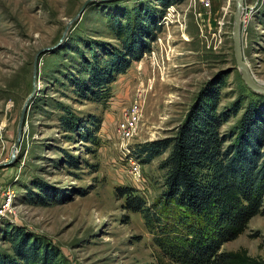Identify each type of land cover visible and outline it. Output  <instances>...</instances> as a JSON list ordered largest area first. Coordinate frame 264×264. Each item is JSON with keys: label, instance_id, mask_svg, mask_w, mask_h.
Returning a JSON list of instances; mask_svg holds the SVG:
<instances>
[{"label": "rangeland", "instance_id": "374dc122", "mask_svg": "<svg viewBox=\"0 0 264 264\" xmlns=\"http://www.w3.org/2000/svg\"><path fill=\"white\" fill-rule=\"evenodd\" d=\"M84 1L0 0V200L12 189L17 215L14 223L0 218V253L12 255L5 235L8 225H15L54 247L57 264H156L151 234L140 214L122 208L115 188L132 186L152 202L164 189L161 163L168 151L144 162L137 147L174 136L200 92L206 99L216 96L218 112L230 111L222 134L237 124L250 102L264 114V94L248 87L236 66L234 0H180L164 11L161 0L91 3L61 45L39 57L33 82L36 52L59 40ZM243 5L242 56L253 78L264 84V0H243ZM142 8L160 20L150 51L116 76L105 101L84 98L75 89L78 81L88 84L85 61L102 68L109 57L104 49L120 47L116 22L132 20V10ZM222 15L229 21L224 28L229 37L220 43ZM140 94L141 121L129 140L143 178L136 182L128 174L129 158L120 151L115 124ZM64 108L91 132L95 129L93 139L84 138L82 130L66 131ZM38 183L59 195V202L37 204ZM239 248L264 259V215L254 216L242 234L222 246Z\"/></svg>", "mask_w": 264, "mask_h": 264}, {"label": "trees", "instance_id": "16d2710c", "mask_svg": "<svg viewBox=\"0 0 264 264\" xmlns=\"http://www.w3.org/2000/svg\"><path fill=\"white\" fill-rule=\"evenodd\" d=\"M180 0H161L164 11ZM163 11H161L163 13ZM158 14L148 8L132 10V20L116 22L119 48L104 49L109 57L100 68L85 61L88 84L76 82V92L93 101L109 97V84L124 73L131 62L150 51L160 30ZM185 114L174 136L137 147L144 162L168 151L161 163L164 189L150 203L132 186H118L115 194L122 208L140 214L155 246L156 264H264L245 248L224 250L222 246L242 234L249 221L264 215V114L257 102L244 108L237 124L225 134L220 128L230 111H217V98L202 97ZM239 108L234 107L237 112ZM65 114L61 123L68 132L82 130L93 139L78 117ZM232 112V111H231ZM37 204L57 203L59 195L45 184L35 185ZM6 238L12 255L0 253V264H57L54 247L8 225Z\"/></svg>", "mask_w": 264, "mask_h": 264}, {"label": "water", "instance_id": "95a60500", "mask_svg": "<svg viewBox=\"0 0 264 264\" xmlns=\"http://www.w3.org/2000/svg\"><path fill=\"white\" fill-rule=\"evenodd\" d=\"M97 1H108V0H85L82 5L80 6L77 13L68 20L61 37L59 40L51 46L43 47L39 49L34 57V71H33V82H35L36 76H37V69H38V60L39 57L44 55L45 53L51 52L59 45H61L62 41L65 39L69 28L71 27V24L74 21H77L82 16L83 12L87 8V6L91 3L97 2ZM235 2V9L233 12V24H232V40H233V53L234 58L236 62V66L239 68L241 77L245 84L250 87L252 90H255L257 92L264 94V84H260L256 80H254L246 62L243 59L242 56V46H241V38H240V25H241V18L244 13V5L243 0H234ZM35 85V84H34ZM26 110V104L24 105L21 116L18 123V129H17V143L20 141L22 131H23V124H24V114Z\"/></svg>", "mask_w": 264, "mask_h": 264}, {"label": "built area", "instance_id": "2783aa9c", "mask_svg": "<svg viewBox=\"0 0 264 264\" xmlns=\"http://www.w3.org/2000/svg\"><path fill=\"white\" fill-rule=\"evenodd\" d=\"M140 97L141 94L136 95L134 100L122 111L117 123L115 124V134L122 141L120 151L129 158L128 174L131 176L133 181L136 182H142L143 178L141 177L139 164L132 158V151L134 150V147L130 145L129 140L137 134L139 123L141 121ZM13 199L14 191L12 189H7L2 193V198L0 200V218L8 219L14 223L17 215L12 205Z\"/></svg>", "mask_w": 264, "mask_h": 264}, {"label": "flooded vegetation", "instance_id": "af4514ba", "mask_svg": "<svg viewBox=\"0 0 264 264\" xmlns=\"http://www.w3.org/2000/svg\"><path fill=\"white\" fill-rule=\"evenodd\" d=\"M224 18H225V15H222L221 21H217V23L219 24V30H220V34H219V37H220L219 42L220 43H223V38L224 37L225 38H228L229 37L228 30H224L225 27L226 28L228 27L227 24L229 23V21L227 19H224ZM231 23L233 24V13L231 14ZM231 37H232V33H231Z\"/></svg>", "mask_w": 264, "mask_h": 264}, {"label": "bare ground", "instance_id": "6f19581e", "mask_svg": "<svg viewBox=\"0 0 264 264\" xmlns=\"http://www.w3.org/2000/svg\"><path fill=\"white\" fill-rule=\"evenodd\" d=\"M245 15V11H244V13H243V16ZM246 62V61H245ZM246 64H247V66H248V68H249V65H248V63L246 62ZM162 67V66H161ZM162 69H163V67H162ZM249 70H250V68H249ZM251 72V71H250ZM252 74V73H251ZM254 80H255V78H254ZM258 82V81H257ZM260 84H263V83H261V82H259Z\"/></svg>", "mask_w": 264, "mask_h": 264}]
</instances>
